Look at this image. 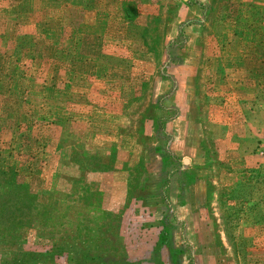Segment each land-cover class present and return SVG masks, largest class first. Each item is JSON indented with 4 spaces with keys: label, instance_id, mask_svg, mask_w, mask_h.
<instances>
[{
    "label": "rangeland",
    "instance_id": "374dc122",
    "mask_svg": "<svg viewBox=\"0 0 264 264\" xmlns=\"http://www.w3.org/2000/svg\"><path fill=\"white\" fill-rule=\"evenodd\" d=\"M101 229L118 262L264 264V0H0V264Z\"/></svg>",
    "mask_w": 264,
    "mask_h": 264
},
{
    "label": "trees",
    "instance_id": "16d2710c",
    "mask_svg": "<svg viewBox=\"0 0 264 264\" xmlns=\"http://www.w3.org/2000/svg\"><path fill=\"white\" fill-rule=\"evenodd\" d=\"M166 157V156H165ZM165 157H162V163L164 162L165 165ZM164 160V161H163ZM146 172V171H144ZM145 179H148V177H146ZM141 188H145V185H141ZM163 189L164 186L162 187ZM162 193H163V189ZM163 195V194H162ZM165 196V194H164ZM103 235H106L107 238ZM98 240L101 241V243H99V241L97 239L95 240H91L90 242H88L87 238H85L83 240V244L78 246V250L77 251H73L71 252V254L76 253L77 257H69V260L74 261V262H78L79 264H133L134 260L130 259L129 256H126V259L124 258L121 262L118 261H114V260H109L108 259V249H105V245H107V242H110L109 238H108V232L107 231H103L101 229V231L99 232V234L97 235ZM96 237V238H97ZM165 234L161 235V242L163 243L165 239ZM99 243V244H98ZM90 245L95 246V249H93L92 247H90ZM63 248V244L58 245L57 247L53 248L52 251H48V253L50 254V256L54 259L55 255H61V253H64L65 250H62ZM71 249V248H69ZM112 250L114 251L115 248L112 246ZM70 251V250H69ZM90 251H93L94 254H91ZM102 252L106 253V254H102ZM20 255V253H18ZM39 254L40 253H36V252H22V257H29L31 256L32 259L36 258V260L39 259ZM70 254V252H69ZM137 264V263H135ZM138 264H142V260L138 261Z\"/></svg>",
    "mask_w": 264,
    "mask_h": 264
},
{
    "label": "crops",
    "instance_id": "0c3cea01",
    "mask_svg": "<svg viewBox=\"0 0 264 264\" xmlns=\"http://www.w3.org/2000/svg\"><path fill=\"white\" fill-rule=\"evenodd\" d=\"M177 153V152H176ZM178 155V154H177ZM191 159V158H190ZM172 202L174 204V206L176 205L177 207H182V205H184V202L183 203H179L178 200H177V197L174 196V194H172ZM187 201H185L186 203ZM179 213V212H178ZM192 221V220H191ZM198 223V221H196ZM190 225L193 227V228H197L199 225L198 224H194V222H189ZM198 225V226H197Z\"/></svg>",
    "mask_w": 264,
    "mask_h": 264
}]
</instances>
